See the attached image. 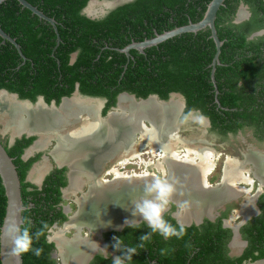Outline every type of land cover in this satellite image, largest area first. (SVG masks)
Returning a JSON list of instances; mask_svg holds the SVG:
<instances>
[{"label":"flooded vegetation","instance_id":"af4514ba","mask_svg":"<svg viewBox=\"0 0 264 264\" xmlns=\"http://www.w3.org/2000/svg\"><path fill=\"white\" fill-rule=\"evenodd\" d=\"M89 1L90 0H88L87 4L83 8H80L77 11L78 15L86 20L97 22L107 18L108 15L119 6L131 3L135 0H106L108 2H112L111 5H114L112 7L105 6L103 3L104 0H98L99 2L93 3L92 5H89ZM210 1L211 0H186L184 3L186 8L180 9L176 12L164 10L162 14L153 13V15H149L148 13L140 16V19L131 13V15H128L126 18H122L120 22L108 26H95L92 24L83 23L67 25L61 24L58 23L54 17L45 14L40 10L45 16L53 20V23H50L47 20L39 18L37 15L31 13V16L35 15L37 16V20L43 21L41 22V32L38 31L41 25L39 23H35L33 27L29 29V31L32 32L31 36L36 38L43 37L45 41H43L44 43H42V46L47 48L51 47L50 56L57 64V66L52 68H49L50 66H48L47 69L43 68L44 79L41 80H38L37 78L40 72L35 70V76L32 78V82L35 80L37 82H41V84L38 86H43L46 90V93L53 96L47 100L46 95L38 94L35 96V99L32 102L40 103L41 101L39 99H41L42 102L46 103L48 107H50L51 103H54L55 106L59 108V112H61L62 115H64L65 111H62V107L60 105L67 103L64 102V98L70 99L72 102H77L80 104L84 103V105H94L92 115L97 119L99 118V112L101 116H104L107 112L112 110L119 99H121L119 104L124 107V104L126 103L123 99L130 98L123 95L132 94L124 88H119L124 71L128 64L135 59L134 52L145 55V50L152 46L143 48L142 52L134 48H130L128 54L121 50L132 44L143 42L145 40L154 38L157 34H161L157 32V24H160L161 26L164 25V27H166L169 23L177 24L174 27L176 28L186 26L190 23L199 22L203 18ZM189 4L192 5L191 10L188 9ZM214 25L217 36L222 42L218 59L215 62L214 82L211 79V70L213 67L212 63L216 53V47L213 39L210 36V28L205 27L197 30L196 32L185 33H193V41L189 40L187 43L194 42L199 44L203 50L206 49L207 46H210L212 42L214 44L215 50L211 60L207 64V67L210 68V81L213 85V88L210 90V92H212L214 96L210 105L214 111L218 112L220 117H225L219 118L221 121H223L222 123L218 120L217 122L219 125L226 124L236 129H228L223 132L219 127H215L212 121L208 118L209 124L205 130L206 132L208 129L215 132L221 140L226 141L229 145H233V147H235V151L229 156L225 155L224 161L222 162V165L219 169V177L214 179V176H212L213 179L210 181L208 176L214 174L215 172L216 164L214 160L216 156L214 154L215 152L213 153L210 149L207 148V150H204L203 155L211 159L209 160L210 167L206 169L207 172L205 171L199 176V180L200 182L202 181L200 184L203 185L201 186L205 190L211 189L210 191L215 190V192L230 190L229 193L231 194L215 200L213 198L209 199L208 201L210 202L207 210L210 214L207 213L200 215L199 217L192 219L191 223L188 225H180L177 222V219L173 216L176 211L180 212V214L185 211L183 204L179 203L175 205L169 201L167 210L163 213V219L171 226L174 223L177 226H195L199 231L203 230L205 226H209L213 231H215L217 228L224 230V232L220 233V235L210 236L212 237V242L210 245L214 248L213 255L207 256L206 258L204 256H198L196 259L198 263L216 264L227 262L229 264H243L245 262H252L256 260L253 259L254 256H260L259 258L264 257V0H224L216 12ZM149 32H151L150 35L148 34ZM62 33L63 36H66L67 41L62 40ZM221 34L224 35V38H220ZM20 36L25 41H28L30 38H32L29 35V37L24 36L23 34ZM83 40L89 43V46L94 47L92 50L93 53H95L93 62L98 61L101 56H105L106 61L112 60L113 69L109 72H104L106 76L103 74H97L96 72H85L83 71L84 69H80L74 74L67 72L66 69H62L60 60L55 58V51L59 46H61L60 48L65 51L70 46L77 45ZM158 44L153 46H157ZM224 44H226V55L223 57L225 62H222L221 53ZM208 48H211V46ZM78 55L79 49L68 52L66 58L67 66L74 65L78 59ZM26 60L27 57L25 56V59H23L21 64H23ZM217 67H224L226 69L220 73L219 78L222 85V90H220L219 83L215 78ZM94 68L95 67L93 66L92 69ZM98 69L103 70L102 64ZM109 78L114 79L116 83L109 86V84H107ZM103 79H105L106 82L103 81ZM102 86H106L108 88L109 95L115 96V102L113 105L108 106V99L98 94V91L102 90ZM87 88L90 89L92 93L86 92L85 89ZM228 90L233 95L238 96L236 99V103L239 105L238 109L223 107L219 102V95ZM58 93L60 94L58 95V99H56L54 96ZM172 93H177L180 95L184 102V108L179 118V123H181L183 126L184 120L182 122V118L187 115L191 109L187 110L186 100L181 93ZM120 95L122 96L119 97ZM170 95L171 93L165 100H168ZM88 99L100 100L102 104L94 101H88ZM23 100L31 101L30 99L26 98ZM130 101L132 100L130 99ZM173 104L176 105L177 109L178 104L171 102V105ZM171 105L169 109L170 112L173 113L176 111V109H171ZM48 109L49 108H43V111H47ZM224 110H229L233 113L239 111L240 114H229L225 116L224 113H221V111ZM129 111L123 110L118 112H120L119 115L126 114L128 116L127 113ZM198 111L203 114L200 110ZM59 112L58 114L61 115ZM114 118L117 117L113 115L112 119ZM41 120L45 124L46 119L44 118ZM98 120L102 121L100 118ZM88 122V116L84 113H80L78 115L77 121H75L73 125L66 127V130L76 129L81 127V125L87 124ZM192 122L194 121L188 118L185 121V124ZM0 126L2 127L1 123ZM36 132L43 133L45 131L39 129ZM202 133L203 131L201 134ZM6 134L8 136L5 140H3L1 136L2 132H0V140L3 143L6 141L8 147L14 145L16 140L32 138L31 143L23 149L20 156L23 162L34 159L31 166L26 171L24 178V182H27L30 185L28 190H32L33 188L36 190H41L45 182V178L51 172H53L55 169H63L61 175L65 185L59 189L60 201L53 206L54 210L61 211L65 218L63 220L54 221V223L48 228L47 235H54L55 232H58L60 228L64 227V223L68 221L69 215H71L77 209L76 198L81 196L82 193L88 191V189L90 192L93 185H106L107 182L112 181L113 184L111 186H113V189H111V191L112 195H115L114 192L119 186H121L119 184H125L129 182L135 183L137 180L139 181L136 182L139 185V188L144 189L145 184L150 183L153 178H159L169 182L170 178L175 176L172 175L169 168L167 169L163 165L162 161H160L162 162L160 169H156L154 167V173L150 172L149 168H145L140 173H136L133 170L128 171L127 173L121 172L119 171V167L121 166L120 162L122 161V157L120 156L115 159V165L117 168L114 166L111 167L109 165V163L112 162L110 160L111 162L108 161L106 164H103L102 167L98 168V170L95 172V176H93L91 179V176L88 178V176L83 173L79 182V186L81 187L82 191L77 192V194L74 195L70 190L64 195L62 190L71 185V173L68 175V169L65 166L58 167L56 164L57 161L55 162L52 156L49 154V151L56 143V137H48L47 133L44 134V136L43 134L38 135V133H34L33 135H27L26 133H23L20 137L11 138L9 133ZM43 138H46L44 146L49 143L46 147L43 146L41 148L27 151V148L30 145L34 146V144H36L35 142L40 141ZM206 144L208 143L206 142ZM57 154H59V152L58 150H55L54 155ZM98 154H96V156ZM44 156L48 157L47 164L41 173L42 177L40 182H37L36 178H34L37 166L34 167V164L36 162H38V164L39 162L42 163V161H44ZM130 156L131 155H127L126 157L128 158ZM181 157L183 158H179L181 161L184 159L191 162L199 160L197 154L195 153H187V155H182ZM50 164H53L54 166L50 167ZM226 167H232L233 171H235V174L237 173V177L242 175L244 179L235 180L231 185H228V183L224 181V170ZM117 174H121L123 179L116 180ZM157 174H159V176H157ZM105 176L109 177L105 178ZM115 185H117V189L114 188ZM122 189L123 196H130L129 194L131 192H127V188L122 187ZM41 195L43 196L44 194ZM69 196H72V198H69ZM178 196L183 200L188 199L185 194L181 195L179 193ZM103 197L105 198V196ZM65 199H69L71 204H64L63 201ZM48 203H51V201ZM66 205L70 207L69 213H66L64 209ZM31 206L32 203H30L29 207ZM54 224L56 225L55 227ZM74 227V225L69 226V230L62 235H64V237L67 239H72L76 235ZM172 227L174 228V226ZM147 233H149V235H160L158 232H151L147 222L141 220L139 222H135L134 226L131 228L124 225L121 228L106 229L101 232V237H98V234L90 232L88 226H83L80 235L84 238L79 237V235L77 237L84 240V242L88 241L95 246L92 256L87 263L90 264L96 256L105 258V251L103 248H106L108 252V259L112 260L116 256H120L121 252L124 251L123 249L128 246V243H126L124 237H133L134 235H143ZM114 238L120 239V244L118 246L120 250H117L113 247L115 243ZM198 251L199 248H196L194 253L197 254ZM144 254L148 256L149 250H145ZM154 262L155 260H150V264H153Z\"/></svg>","mask_w":264,"mask_h":264},{"label":"trees","instance_id":"16d2710c","mask_svg":"<svg viewBox=\"0 0 264 264\" xmlns=\"http://www.w3.org/2000/svg\"><path fill=\"white\" fill-rule=\"evenodd\" d=\"M37 9L56 19L61 24H92V25H112L120 22L122 18H126L133 13L138 19L144 14L153 15L162 14L164 10L176 12L186 8V0H135L119 6L113 10L107 18L101 21H89L78 15V10L83 8L88 0H26ZM188 9H192V5H188ZM168 15V14H167ZM43 21L37 20V16H31V12L22 8L17 0H6L0 4V26L1 28L20 45L22 54L27 57L23 64V59L17 50L8 42L2 43L0 38V89H6L9 92L17 93L22 99H30L33 101L38 94H44L49 100L53 95L46 93L45 88L38 86L41 82L36 80L32 82L35 76V70H38V80L43 78V68L47 69L57 66L56 62L50 56L51 47H43L45 41L43 37H33L29 31L35 23L41 24ZM29 23V24H28ZM28 24V25H26ZM156 24V23H155ZM154 24V25H155ZM177 24L169 23L166 27L160 24L156 25L157 32L163 33L165 30L173 29ZM42 24L39 32H41ZM30 36V40L25 41L20 35ZM149 35L151 32L148 33ZM28 36V37H29ZM220 38H224L221 34ZM62 40L67 41L66 36ZM193 41V33H184L176 35L172 38L160 42L157 46H152L145 50V55L134 52L135 59L131 61L124 71L123 78L119 88H124L137 98H146L150 94H156L161 99H167L172 92L181 93L187 105V110L198 109L206 117H208L215 127H219L223 132L236 128L222 124L218 112L211 108L213 101V93L210 90L213 85L210 81V68L207 67L208 62L214 52L213 42L206 49L196 43H187ZM49 42V41H48ZM209 45V44H207ZM225 46L222 47L221 60L225 57ZM58 47L55 51V58L60 60L62 69H66L69 73H75L80 69L85 72H93L103 74L113 69L112 60L106 61L105 56H101L98 61L93 62L95 53L93 46H89L86 41H81L77 45L70 46L67 50ZM79 49V55L76 63L67 66V53ZM211 51V52H210ZM117 54V53H115ZM102 64L103 70L98 69ZM95 67L92 69V67ZM226 70L224 67H217L215 78L220 83V73ZM121 71V69H120ZM65 72V71H64ZM35 78V79H37ZM106 78V77H105ZM110 79V80H109ZM108 79L109 86L116 83L112 78ZM105 81V79H103ZM106 82V81H105ZM85 88V87H83ZM86 92L92 93L90 89ZM100 95L108 99L107 105H113L115 96L108 94V88L102 86V90L98 91ZM54 97L58 99V95ZM219 102L226 108H239L236 103L237 95H233L228 91H224L219 95ZM107 106V107H108ZM225 116L229 114H240V112H230L229 110L221 111ZM223 123V121H221ZM32 141V138L16 140L11 147L7 146V142L3 143L13 163L16 166L17 173L21 184V196L23 205L27 208L23 211V225L21 229L27 228L30 236H32V248H41L42 252L39 257L32 254L31 251L22 254L23 264H57V261L51 257L54 244L47 241V230L56 220H63L65 217L61 211L54 210V204L60 201V187L65 185L61 172L63 169H55L46 178L41 190H28L29 183L24 182L26 171L31 166L34 159L23 162L20 158L22 151ZM41 194H44L43 196ZM44 202H43V201ZM51 201V203H48ZM30 203L32 206L29 207ZM6 207V197L4 187L0 179V226L4 217ZM210 224V223H208ZM174 228L180 231L181 226L173 223ZM205 226V225H204ZM203 226V227H204ZM211 226V225H210ZM183 227V235L177 238L171 236L165 239L161 235H149L146 240L141 241V235L133 237H124L129 247L136 248V254L132 256V260L126 264H150V260H155L153 264H202L197 262L198 256L213 255L214 248L210 245L213 235H220L224 230L217 228L215 231L209 226H205L199 231L195 226ZM39 233L37 237L35 234ZM142 245V246H141ZM125 248L124 246H122ZM125 248V249H126ZM199 248L198 253L194 250ZM149 250L146 256L145 250ZM123 255V252H121ZM260 256L253 257L257 259ZM90 264H111V260L101 256H96ZM216 264H229L227 262ZM240 264V263H238Z\"/></svg>","mask_w":264,"mask_h":264},{"label":"water","instance_id":"95a60500","mask_svg":"<svg viewBox=\"0 0 264 264\" xmlns=\"http://www.w3.org/2000/svg\"><path fill=\"white\" fill-rule=\"evenodd\" d=\"M6 0H0V4L3 3ZM18 3L22 6V8L28 9L32 14L37 15L39 18L45 19L50 23H53V20L47 16H45L40 10H38L35 6L31 5L28 1L26 0H17ZM224 0H211L210 3L208 4L206 11L204 13L203 18L197 22V23H190L186 26H181V27H176L171 30L165 31L161 34H157L154 38L145 40L140 43H135L132 44L128 47H125L121 51L124 53L128 54V51L130 48H134L136 50H139L142 52L143 48L148 47V46H153L156 45L160 42L165 41L166 39L172 38L176 35L185 33V32H196L197 30H200L205 27L210 28V36L213 39L216 47V53L213 59V67L211 70V79L214 82V71H215V62L218 59V55L220 53V47L222 45V42L219 40L216 30H215V25H214V20L216 16V12L219 9L220 5H222ZM99 2L98 0H90L89 5H92L93 3ZM105 6H114L111 5L112 2H108L106 0L103 1ZM0 38L2 39V43L5 41H8L18 52V54L21 56V58L25 59V56L22 54V51L20 49L19 44L16 42V40L12 37H10L0 26ZM216 87V85H215ZM0 94L4 95L7 97L10 101H12L15 105H22L28 107V109L32 110L34 109L37 104L43 105V108H49L47 111H52L58 113L59 108L55 106L54 103H51L50 107L47 106L46 103L42 102L41 99H39L41 102H36L33 103L32 101L29 100H23L18 97L16 93H12L7 91L6 89H0ZM127 95L131 100L133 106L129 107L130 111L127 113L129 115L128 118H120L118 122H116L113 126L114 129L112 131V136L113 137H119L118 139H109L106 140L109 144L113 145L115 149H117V152L115 154H112V157H110L108 160L104 162L106 164L108 161L115 159V156H119L120 150H122L123 146L128 145V142L132 141L133 138H135L134 141L140 140L137 143V146L140 148L142 147V140L143 138V132L149 131L150 134L153 132L156 138V141H152L153 144L158 145L159 148L164 150V152H169L171 154V150L174 149L172 145V139H181L179 138L176 134L178 131L181 129V123H179V118L180 115L182 114L183 108H184V102L180 95L177 93H171L170 98L168 100H164L159 98L158 95L156 94H150L146 98H137L133 94H124ZM120 95L119 97H121ZM118 97V99H119ZM64 102H69L70 99L64 98ZM152 102H149L151 101ZM88 101H94L102 104L100 100H90ZM149 102V103H148ZM171 102L177 103V109L175 112H170V105ZM154 104V106H152ZM63 104L60 106L62 107ZM117 110V111H116ZM126 110L123 106L119 104V101H117L116 105L107 112L104 116L100 115V112L98 114L99 118L102 121L106 120H112V116H116L118 118L120 112L118 111H123ZM117 112V113H116ZM116 113V114H114ZM113 114V115H112ZM190 120L194 121L192 117H189ZM1 123V121H0ZM209 122H206L202 124L205 128ZM142 128L139 130L138 126H141ZM71 126V125H70ZM152 131V132H151ZM9 133L11 138L15 137H20L23 133H26L27 135H33L34 133H38V135H41L42 133L36 132V131H20V132H15L12 133V131L9 130H4L2 131V134ZM203 133H206V130H203ZM46 134V133H44ZM48 137L51 136L53 137V134L47 133ZM180 135V134H178ZM181 136V135H180ZM55 137V136H54ZM202 138V137H201ZM192 139L188 143H197L200 141L199 139ZM117 139V140H116ZM202 140V139H201ZM134 141L132 143H134ZM148 141V140H146ZM203 141V140H202ZM205 142V141H204ZM36 143V142H35ZM49 144V143H48ZM47 144V145H48ZM57 144L54 145V147L49 151V154L52 156L53 160L55 161L54 158V152H55V147ZM166 144V145H165ZM182 144V143H181ZM186 144V143H185ZM183 144V146L185 145ZM35 145V144H34ZM46 145V146H47ZM176 150L179 151L180 149V144H177ZM44 146V147H46ZM33 145H30L27 148V151L32 150ZM132 149L133 147L130 146ZM130 149V150H131ZM120 151V152H119ZM157 151V150H155ZM130 152V151H129ZM183 152H181L182 154ZM126 154V153H125ZM161 155V154H160ZM158 155L157 159H161V156ZM166 158V157H165ZM163 160V165L168 169V164H166V160L172 159L177 162H182L179 157L177 158L176 156L168 155L166 160ZM43 160H48L47 156L43 157ZM56 162V161H55ZM168 163V162H167ZM58 167H66L68 169V175L71 173V167L68 162L64 163H57ZM38 165V162L34 164V167ZM170 174V173H169ZM168 174V176H169ZM82 174H79L78 177L81 180ZM42 175H40L39 179L37 182H40ZM0 179L2 182V185L4 187V192H5V197H6V207H5V213L4 217L2 219V223L0 226V264H23L22 256L20 255L18 258L12 254V248H13V243L12 239L8 233V227L11 223L15 222L19 227L23 225V216L22 213L23 211L27 208L26 206L23 205L22 201V196H21V184H20V179L17 173V169L15 164L13 163V158L10 157L7 153L6 148L3 145V142L0 140ZM175 185L174 179L170 178L169 183ZM113 182L111 181L110 183L106 184L107 186H111ZM81 185V184H80ZM70 185L63 189L62 192L63 194H67L68 191H70ZM74 195L77 194V192H81V187L79 186L78 188L71 190ZM107 194L105 198L102 196L101 200V207L103 206H108L111 207L109 210V221L105 223V221L102 219L101 216L95 214L92 217V225H87L85 224V219L83 216L84 213L82 212L80 202L79 200L82 198H85L87 196L88 191L84 192L81 194V196L76 198V203H77V209L68 217V221L64 223V227L60 228V231L62 230V234L67 232L69 230V226L75 225V234L80 235L83 226H88L90 229V232L98 234V237H101V232L110 229V228H121L123 227L124 221L127 220H132L135 219V222H139L143 220L139 214H137L136 217H133L131 215L132 209H133V204H129L130 202H127L129 196H121L120 199H117L115 195H112L111 190H106ZM176 192L174 191L171 196H170V202L174 203L175 205L181 203L183 204L184 210H193V203L190 202V198L186 200L181 199L178 195L175 194ZM154 195V194H152ZM152 195L146 196L144 190L140 192L139 194H136L133 197V201L138 202L143 199H152ZM79 199V200H78ZM114 199V200H113ZM65 211L66 213L70 212V207L68 205L65 206ZM167 210V209H166ZM180 212L176 211L174 213V217L177 219V222L180 225H188L191 223V220L194 218H191L189 221H182L179 219ZM103 222L100 224V222ZM134 222V223H135ZM56 225L54 224V227ZM74 236V235H73ZM47 241L54 243V251L52 252L51 256L57 261V264H61L59 261V250L56 241L52 238V235H47ZM93 253V250L90 252L86 253V256L83 258L82 264H87L89 259L91 258ZM243 264H264V257L256 259L252 262H245Z\"/></svg>","mask_w":264,"mask_h":264},{"label":"bare ground","instance_id":"6f19581e","mask_svg":"<svg viewBox=\"0 0 264 264\" xmlns=\"http://www.w3.org/2000/svg\"><path fill=\"white\" fill-rule=\"evenodd\" d=\"M123 96H127V95H123ZM120 100L121 99H119V101ZM123 100L126 103L124 104L125 105L124 108L129 111L130 110L129 107L133 106L132 104L133 102L130 101V99L128 98ZM93 109H94V105L93 106L89 104L84 105V103L80 104L77 102L69 101L62 106V111H65L64 115H62V113L58 111L59 113H61V115H59L56 112L46 111V110L43 111L42 106L39 104H37V106L32 110L28 109V107L26 106L15 105L7 97L0 94V115L4 116L3 124L5 130L10 129L12 133L15 132L17 133L20 131H33V130L38 131L39 129H42L43 131H45L42 133L43 136L44 133H50L56 137L57 144L55 150H58L59 154L54 155V158L55 161H57L58 163L68 162L70 164L71 167L70 190H74L79 186V182H80V179L78 177L79 174L84 173L86 174V176H88V178L90 176H91L90 179L93 178L98 168L102 167L104 162L108 160L110 157H112V154H115L117 152V149L113 148L114 146L106 142V140L119 138V137H113L111 134L114 129L113 125L116 122H118L120 118L126 119L127 115L121 114L118 116V118H114L112 120H106L102 122L98 120L99 118L98 119L94 118V116L92 115ZM171 109L175 110L176 105L175 104L171 105ZM80 113L86 114L89 118V122L87 124L84 123L85 125H81V127H78L76 129L66 130L67 129L66 127H68L69 125H73L75 121H77L78 115ZM128 117L129 115L127 116V118ZM44 118L46 119L45 124L41 120ZM140 127L142 128V125L138 126L139 130L141 129ZM152 136H155L153 132L151 134L149 131L143 132V137H144L143 139L148 140L147 142H149L151 149L153 151L157 150L160 152L159 155L161 154L160 156L162 162L165 157L166 158L168 157V155L179 157V154L176 151V149H172L170 154L169 152L167 153L164 152V150L159 148L158 145L153 144L152 141L153 140L156 141V138ZM174 137L172 139L173 147L175 143H179V144L182 143L181 145H183L185 143L190 142V140L183 139L180 136H178L179 138H181L179 140ZM199 140L200 141L198 143H200V145L201 144L205 145V147L197 146L191 149L185 148V151L183 150L184 151L183 155H187V153L197 154L199 158L198 161L196 160L191 162L184 159L182 162H177V161L174 162V160L172 159H169L168 161V159L166 160L165 158L166 164H168V167L172 175H175L173 177L174 182L176 180L175 182L176 184L175 186H173L175 187L174 188V191L176 192L175 194L176 195H178L179 193L181 195L185 194L188 199L190 198V202L193 203V210L188 209L179 215V219L182 221H189L191 218H196L199 217L200 215L209 213V211L207 210L210 202L208 201L209 199L213 198L215 200L231 194L229 193L230 190H226V191L223 190L220 192L219 191L215 192V190L210 191L211 189L205 190L202 187L203 185L200 184L202 181L200 182L199 176L202 175L205 171L207 172L206 169L210 167L209 160L211 159L203 155L204 150H207L206 146H208V144H206V142H204L203 139H202L203 141L201 139ZM133 141L134 138L132 141L128 142V145L123 146L122 147L123 149L120 151L122 153L123 152L128 153L131 149L130 146L132 147L134 146V143H132ZM45 142H46V138L37 141L36 144L32 147V149L43 147L45 145ZM97 151L99 154L97 153ZM95 153L98 155L96 156ZM162 162L158 161L156 163L155 165L156 169L161 168ZM44 165L45 164H41V166H38L35 172H37L40 175L41 174L40 171H42ZM224 174H225L224 181L228 183V185H231L235 180L244 179L242 175H240V177H237V173L235 174V171H233L232 167L231 168L226 167L224 170ZM117 179H123V176L121 174H117L116 180ZM136 182L139 181L136 180ZM136 182L119 184L122 187L127 188L128 190L127 192L129 191L131 192L127 200V202L131 201L129 203L131 205L134 204L133 197L144 190L143 188H139V185ZM106 184H108V182ZM121 186H119L118 189H117V185L114 186V188L117 189L114 192L115 197L117 199H120V197L123 196V189ZM112 187L113 186H107L103 184L99 186L93 185L89 194H87L85 198H82L80 200L78 199L80 202L82 212L85 215L83 216L85 219V224L93 226L92 221L94 219L92 220V217L95 214L101 216L105 221V223L109 221V217H110L109 210L111 207L108 208V206L106 205L101 207L100 202L102 200V196H106L107 194V192L105 191L113 189ZM102 223L103 222L101 221L100 224ZM77 236L78 235H75L72 239H67L66 237H64V235H62V230L55 232L54 235L52 236V238L56 241L58 246L59 257L61 259V261L60 260L59 261L61 262V264H82L83 258L86 256V253L90 252L95 248L94 244L89 243L88 241L84 242V240L81 239L84 237H81L79 239Z\"/></svg>","mask_w":264,"mask_h":264},{"label":"clouds","instance_id":"9594fccd","mask_svg":"<svg viewBox=\"0 0 264 264\" xmlns=\"http://www.w3.org/2000/svg\"><path fill=\"white\" fill-rule=\"evenodd\" d=\"M189 117H192L194 119V122L200 124L208 122V117L204 116L196 109L189 110L187 115L182 118V122L183 120H187ZM173 191V184L169 183L167 180L153 178L152 181L150 183H146L144 187V192L146 196L154 194L152 195V199H143L141 201L135 202L133 204V209L131 212V215L133 217H136L137 214H139V216L147 222L148 227L151 229V232H158L165 239H168L171 236H176L177 238H179L183 235L184 231L182 226L180 231H177L163 219V213L167 209L170 196ZM134 222L135 219H126L124 221V224L125 226L131 228L134 226ZM8 233L12 239V254L14 256L18 258L20 255L29 251H31L32 254L37 257L41 255V248L31 247L32 236H30L27 228L21 229L19 225L13 222L8 227ZM35 235L38 237L39 233H36ZM148 235L149 233L143 234L139 237V239L141 241L146 240L148 238ZM114 239L115 243L113 247L117 250H120L118 247L120 244V239ZM103 249L105 251V259H108V252L106 248ZM123 250V255L116 256L114 259L111 260V264H126V261L132 260V256L136 254V248L134 247H129Z\"/></svg>","mask_w":264,"mask_h":264},{"label":"rangeland","instance_id":"374dc122","mask_svg":"<svg viewBox=\"0 0 264 264\" xmlns=\"http://www.w3.org/2000/svg\"><path fill=\"white\" fill-rule=\"evenodd\" d=\"M0 121H1V125L2 127L0 126V132H2L4 129V124H3V118L4 116L3 115H0ZM3 116V117H2ZM185 121L183 122V126L181 125V129L178 131L177 135L180 136L181 138L183 139H188V140H192V139H198V138H201L203 139L205 142H207L209 145L206 147L208 149H210L212 152H215V164H216V167H215V172L214 174H211L210 176H208V179L211 181L213 178L212 176H214V179H217L219 177V169L222 165V162L224 161V158H225V155L229 156L231 155L234 151H235V147H233V145H229L226 141H223L220 139V137L213 131L211 130H207L206 133H202L201 132L204 130V129H207L205 128L202 124L200 123H197V122H192V123H187L185 124ZM7 130V129H6ZM9 131H11L10 129H8ZM3 140L6 139V137L8 136L7 134H2L1 135ZM138 141L140 140H137L135 141L134 143V146L133 148L130 150V152L128 153H122L120 152L119 156H116L115 159H117L118 157H122L121 158V166L119 167V171L121 172H128V171H135L136 173H140L142 170H144L145 168H149L150 172H155L154 170V167L156 165V163L159 161H162L161 159H157V155H159V151H153L151 149V146L149 144V142H147L145 139L142 140V147H138L137 146V143ZM178 143H175L174 145V149H176L178 146L177 145ZM181 145V144H180ZM203 147L205 145L201 144L200 143H186L184 146L181 145L180 146V149L179 151L176 150L179 154V158L180 159H183L181 156L184 154L181 152H184L185 151V148L186 149H191V148H194V147ZM184 150V151H183ZM135 153V154H134ZM127 155H131L130 157H126ZM113 159L111 160L109 163V165L111 167H116L117 166L115 165L116 164V160ZM115 160V161H114ZM128 160V161H127ZM125 162V163H123ZM129 162V163H128ZM45 164L42 168V171H40V173L43 172V169L46 167V164H47V160H44L41 162H39V164L37 165L38 166H41V164ZM51 166L50 167H53L54 165L53 164H50ZM36 167V168H37ZM156 168V167H155ZM159 171V170H158ZM160 172V171H159ZM161 173V172H160ZM143 174V173H141ZM41 175V174H40ZM37 172H35V176L34 178H38L39 179V176H40ZM157 176H159V174H157ZM106 177H109V176H105ZM37 179V180H38ZM135 194V193H134ZM69 198H72V196H69ZM64 204L68 203V204H71L69 202V199H65L63 201ZM53 236V235H52Z\"/></svg>","mask_w":264,"mask_h":264}]
</instances>
